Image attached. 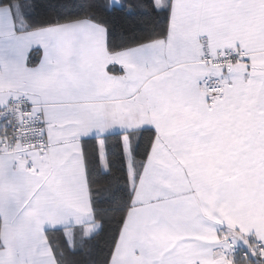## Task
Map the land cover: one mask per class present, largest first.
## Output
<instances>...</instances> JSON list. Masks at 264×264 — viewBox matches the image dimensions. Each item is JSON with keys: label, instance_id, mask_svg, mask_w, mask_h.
Listing matches in <instances>:
<instances>
[{"label": "snow or ice", "instance_id": "obj_1", "mask_svg": "<svg viewBox=\"0 0 264 264\" xmlns=\"http://www.w3.org/2000/svg\"><path fill=\"white\" fill-rule=\"evenodd\" d=\"M0 264H264V0H0Z\"/></svg>", "mask_w": 264, "mask_h": 264}]
</instances>
